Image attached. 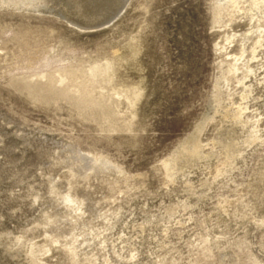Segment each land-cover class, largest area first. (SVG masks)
<instances>
[{
  "label": "rangeland",
  "instance_id": "rangeland-1",
  "mask_svg": "<svg viewBox=\"0 0 264 264\" xmlns=\"http://www.w3.org/2000/svg\"><path fill=\"white\" fill-rule=\"evenodd\" d=\"M0 264H264V0H0Z\"/></svg>",
  "mask_w": 264,
  "mask_h": 264
},
{
  "label": "bare ground",
  "instance_id": "bare-ground-1",
  "mask_svg": "<svg viewBox=\"0 0 264 264\" xmlns=\"http://www.w3.org/2000/svg\"><path fill=\"white\" fill-rule=\"evenodd\" d=\"M260 4V3H259ZM254 7V6H253ZM256 7H258V6H256Z\"/></svg>",
  "mask_w": 264,
  "mask_h": 264
}]
</instances>
